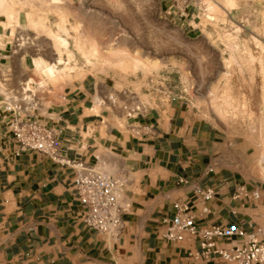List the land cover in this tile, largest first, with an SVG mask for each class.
I'll return each mask as SVG.
<instances>
[{"label":"crops","instance_id":"0c3cea01","mask_svg":"<svg viewBox=\"0 0 264 264\" xmlns=\"http://www.w3.org/2000/svg\"><path fill=\"white\" fill-rule=\"evenodd\" d=\"M158 1L172 20L194 32L195 7L180 16L168 10L169 0ZM5 22L0 13V54L6 57L1 69L9 77L7 85L25 79L37 84L35 70L42 74L45 70L35 66L37 56L30 50L11 54L14 32ZM109 90L105 79L88 74L66 85L35 115L56 129L61 156L125 181L119 203L127 207L119 237L110 239L83 223L73 186L77 169L39 151L14 155L8 115L0 111V264H225L219 258L189 257V250L198 249L196 239L166 241L161 220L172 216L173 203L189 199L197 185L217 192L206 202L208 214H201V205L196 204L198 226L260 224L264 185L245 180L246 154L237 156L222 131L185 100L165 98L129 115L138 103L133 106L130 98L120 111L110 110L114 101L105 93ZM134 126L138 134L131 130ZM242 185L259 189L260 199H233Z\"/></svg>","mask_w":264,"mask_h":264},{"label":"rangeland","instance_id":"374dc122","mask_svg":"<svg viewBox=\"0 0 264 264\" xmlns=\"http://www.w3.org/2000/svg\"><path fill=\"white\" fill-rule=\"evenodd\" d=\"M206 1L192 33L158 0H5L0 13L12 32L34 37L37 51L17 56L30 50L48 64L55 55L41 39L61 56L53 78L35 70L40 111L88 74L108 82L110 110L130 98L144 107L182 99L246 154L245 180L264 185V0ZM93 43L115 54L94 55Z\"/></svg>","mask_w":264,"mask_h":264},{"label":"built area","instance_id":"2783aa9c","mask_svg":"<svg viewBox=\"0 0 264 264\" xmlns=\"http://www.w3.org/2000/svg\"><path fill=\"white\" fill-rule=\"evenodd\" d=\"M189 6L196 8V15H199L201 9L207 11L205 0H169L168 10L174 15L181 16ZM33 41L34 37H27L21 31H17L10 42L11 54L30 48L31 46H26ZM4 59L6 57L0 54V111L8 115L9 130L16 146L14 155L27 150L39 151L59 163L77 169L73 186L75 195L82 205L80 218L87 227L101 232L110 239L118 238L122 229L121 217L127 207L119 203L125 181L118 176L101 173L81 160L67 159L60 155L56 129L43 123L35 115L41 106L34 90L36 84L30 79H25L13 87L7 85L9 77L1 69ZM143 108L144 106L138 103L128 114L139 112ZM131 130L135 134L140 132L138 127H132ZM216 194L212 187L202 188L195 185L189 199L174 202L172 205L174 214L162 218L161 237L175 243L183 241L186 237L196 239L198 249L189 250L187 253L194 259L209 261L219 258L225 264H264V223L249 222L245 227L197 225L193 212L196 204L201 205V214H208L210 209L206 202L213 199ZM231 197L257 201L261 197V192L256 187L248 189L242 185ZM221 241L233 242L221 246L219 243Z\"/></svg>","mask_w":264,"mask_h":264},{"label":"bare ground","instance_id":"6f19581e","mask_svg":"<svg viewBox=\"0 0 264 264\" xmlns=\"http://www.w3.org/2000/svg\"><path fill=\"white\" fill-rule=\"evenodd\" d=\"M30 1V0H29ZM32 2H43L44 0H31ZM205 2H206V6H207V9H208V3H207V1L205 0ZM4 3H5V0H0V7H3V5H4ZM32 22V26H36L37 25V22L34 20H32L31 21ZM18 28V27H17ZM59 40V39H58ZM92 40V39H91ZM59 41H61L62 42V44H65V42L63 41V40H59ZM90 41V40H89ZM92 42H93V40H92ZM40 43L41 44H43L44 46H46V47H50L51 48V46H52V55H55V57L53 58V60L52 61H50V62H48V64H46V62H45V60L43 59V58H41V57H36L35 59H34V63H35V66L37 67V68H39V69H44L45 71H47L49 74H50V76L52 75V77L51 78H53V76H54V73H55V69H56V65L58 64V63H61V61H62V59H61V56L56 52V50H55V48H53V44L51 45V43H49V41H46V40H44V39H41L40 40ZM1 45V44H0ZM40 45V44H39ZM38 45V46H39ZM66 45V44H65ZM92 45V51H93V54L94 55H101L103 58H107L108 56L110 57V55H113V54H115L114 53V45L113 46H107L106 48H105V50H103V52H102V50L101 51H99V45L97 46L95 43H93V44H91ZM112 45V44H111ZM31 46V47H30ZM26 47H30L31 49H33V47L35 48V47H37L36 46V44H34L33 45V43L32 42H30V44L28 45V46H26ZM36 50H37V48H35ZM101 49V48H100ZM50 50V51H51ZM101 52V53H100ZM51 55V54H50ZM48 61V60H47ZM40 71V70H39ZM43 72V71H42ZM46 72V73H47ZM58 72H56V74H57ZM56 77V76H55ZM262 161V160H261Z\"/></svg>","mask_w":264,"mask_h":264}]
</instances>
